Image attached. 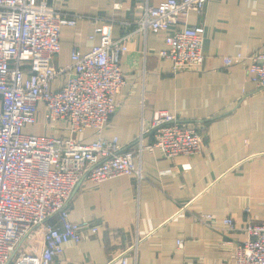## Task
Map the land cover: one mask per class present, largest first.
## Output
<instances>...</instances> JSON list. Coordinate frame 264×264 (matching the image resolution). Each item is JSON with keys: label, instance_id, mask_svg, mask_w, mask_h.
<instances>
[{"label": "crops", "instance_id": "crops-1", "mask_svg": "<svg viewBox=\"0 0 264 264\" xmlns=\"http://www.w3.org/2000/svg\"><path fill=\"white\" fill-rule=\"evenodd\" d=\"M147 1L164 0H56L55 6L115 19L112 36L130 41L121 60L126 82L116 95L119 106L104 137L117 136L132 146L142 126L150 127L155 111L168 110L184 120L199 119L203 152L169 158L159 149H145L135 157L141 180L122 174L78 184L70 216L90 219L99 229L86 232L80 242L65 243L60 258L110 264L135 246L130 261L138 264H233L234 246L247 238L248 222H264V88L249 79L248 70L251 55L264 46V0H209L204 12L181 15L190 24L204 23L206 33L202 68L179 72L160 57L167 47L166 32L144 35L138 30L135 21ZM95 27L90 18L64 25L55 64L69 65L75 48L85 53L99 43ZM237 53L243 58L223 64L224 56ZM31 128L35 130L27 131ZM26 131L70 135L66 122L47 125L41 111ZM77 137L90 142L97 135L87 129ZM152 139L148 134L145 141ZM200 213H212L217 221L203 222ZM228 215L235 219L234 229L223 222Z\"/></svg>", "mask_w": 264, "mask_h": 264}, {"label": "built area", "instance_id": "built-area-1", "mask_svg": "<svg viewBox=\"0 0 264 264\" xmlns=\"http://www.w3.org/2000/svg\"><path fill=\"white\" fill-rule=\"evenodd\" d=\"M55 1L0 0V264H83L60 258L65 243L80 242L86 232L99 229L90 219L70 216L69 203L78 184L122 174L141 180L135 157L145 149H159L169 158L203 152L199 119L184 120L168 110L155 111L150 127L142 126L132 146L121 144L117 136L104 137L119 106L116 95L126 82L121 60L130 41L112 36L115 19L60 10ZM208 1H147L135 21L144 35L166 32L167 47L160 57L171 61L173 72L203 66L206 26L180 16L204 12ZM79 18L94 22L100 42L85 53L75 48L72 63L57 66L62 27ZM242 58L237 53L222 60L228 66ZM248 70L249 79L264 88V46L251 55ZM40 111L47 125L66 122L70 135L27 132ZM87 129L97 135L90 142L77 137ZM148 134L153 139L146 143ZM197 218L217 221L212 213ZM223 222L235 228L233 216ZM245 229L247 238L234 246L233 264H264V222L250 220ZM134 249H125L110 264H138L130 261Z\"/></svg>", "mask_w": 264, "mask_h": 264}, {"label": "rangeland", "instance_id": "rangeland-1", "mask_svg": "<svg viewBox=\"0 0 264 264\" xmlns=\"http://www.w3.org/2000/svg\"><path fill=\"white\" fill-rule=\"evenodd\" d=\"M40 127V126H39ZM35 130V128L27 129V131Z\"/></svg>", "mask_w": 264, "mask_h": 264}]
</instances>
